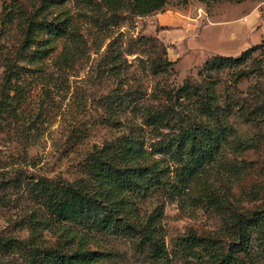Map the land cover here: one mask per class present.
<instances>
[{
	"label": "rangeland",
	"instance_id": "1",
	"mask_svg": "<svg viewBox=\"0 0 264 264\" xmlns=\"http://www.w3.org/2000/svg\"><path fill=\"white\" fill-rule=\"evenodd\" d=\"M158 13L170 21L102 0H0V264L46 250L72 264H264V224L247 240L238 223L264 215V0H167ZM203 134L217 150L196 164ZM97 162L130 168V189L100 186ZM182 167L195 171L183 182ZM66 184L92 204L57 222L44 190Z\"/></svg>",
	"mask_w": 264,
	"mask_h": 264
},
{
	"label": "trees",
	"instance_id": "2",
	"mask_svg": "<svg viewBox=\"0 0 264 264\" xmlns=\"http://www.w3.org/2000/svg\"><path fill=\"white\" fill-rule=\"evenodd\" d=\"M102 3L109 10H117L119 8H123L125 4L128 6L131 14L137 16L138 18L146 17L152 15L164 8L167 3V0H102ZM49 29L48 25L44 23H30L29 26V34L33 35L38 30H47ZM51 31H56L57 34L62 35L63 30L52 29ZM251 48L250 50L253 51ZM249 50V51H250ZM246 50L242 52L241 55L235 59V61H241L246 57V54L249 52ZM38 53H44L45 51H36ZM260 58L258 62L260 64L264 63V49L259 53ZM230 57H216L214 61H212L213 65L220 66L223 63L230 60ZM200 131V129L195 128L194 132ZM194 137L192 132H184L178 138H174L175 141L187 142L190 138ZM204 139H206L203 149H199L198 152L194 155L192 162L196 164H201L205 159L210 160L216 153L217 143L215 141L216 135L209 134L208 136L203 134ZM172 143L171 141H169ZM96 171V179L99 181L100 186H107L110 189H116L117 191H122L124 189H130L126 184L127 178L129 175L133 173L130 168L123 167L118 171H113L109 166L106 167L104 163L97 162L95 164ZM193 168L189 169L187 167H182L179 171V176L181 182L184 181L185 177L190 178L193 176ZM144 189H147L148 186L143 184ZM140 191L137 189V192ZM43 192V191H42ZM44 197L49 199L53 204V215L55 221H66L71 219L74 215H77L83 211L88 210L92 204V198L84 192L81 188L74 186L73 184L59 185L53 187H46L44 190ZM58 197V199H57ZM244 220H239L240 229H242V233L247 240L249 237L248 233V223H254L255 225L261 222L264 224V215L257 216L253 214L250 218H245V225H241ZM264 234V230L262 232ZM242 235V236H243ZM188 243V251L192 252L195 257H199V255L195 254L192 251V247L196 245H202L204 242L203 238L190 236L186 240ZM248 243V242H246ZM237 251V250H235ZM40 264H72L75 257L69 256L66 253L59 252L58 250H46L42 252L40 255ZM225 262H234V264H241L242 260L234 253L227 254L223 259ZM247 264H251L249 261Z\"/></svg>",
	"mask_w": 264,
	"mask_h": 264
},
{
	"label": "crops",
	"instance_id": "3",
	"mask_svg": "<svg viewBox=\"0 0 264 264\" xmlns=\"http://www.w3.org/2000/svg\"><path fill=\"white\" fill-rule=\"evenodd\" d=\"M142 19L149 20L152 24L151 26H153V27L156 25L164 26V25H166V23H168L170 21L168 18H166L161 13L149 15V16L143 17ZM188 25L192 27L193 24L189 22Z\"/></svg>",
	"mask_w": 264,
	"mask_h": 264
},
{
	"label": "built area",
	"instance_id": "4",
	"mask_svg": "<svg viewBox=\"0 0 264 264\" xmlns=\"http://www.w3.org/2000/svg\"><path fill=\"white\" fill-rule=\"evenodd\" d=\"M201 15V14H200ZM188 27H190L189 25H188Z\"/></svg>",
	"mask_w": 264,
	"mask_h": 264
}]
</instances>
